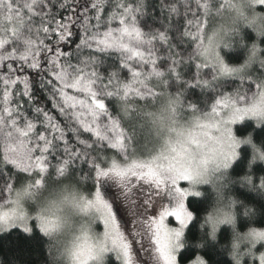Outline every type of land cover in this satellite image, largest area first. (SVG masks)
<instances>
[{
  "label": "snow or ice",
  "instance_id": "6c2138e0",
  "mask_svg": "<svg viewBox=\"0 0 264 264\" xmlns=\"http://www.w3.org/2000/svg\"><path fill=\"white\" fill-rule=\"evenodd\" d=\"M149 2L0 0V194L25 183L31 188L53 178H78L94 196L87 207L99 214L96 230L101 233L88 246L84 264H151L149 245L162 264H177L183 229L192 220L186 200L200 193L185 186L193 179L188 148L151 151L145 110L167 90L180 98V115L187 119L202 107L186 99L188 88L212 89L215 97L203 107L218 119L199 127L224 124L221 162L227 167L235 156L228 125L247 114L239 102L264 79L261 62L228 87L216 80L214 65L190 57L215 18L213 9L222 10L215 0H162L158 27L142 26ZM259 3L264 9V0ZM113 54L118 64L106 68L104 57ZM188 65L195 66V74L184 79ZM236 71L220 62V73ZM200 135L215 139L207 131L190 135L188 142L199 146ZM173 194L175 207L168 202ZM7 204L0 205V223L23 218L11 206L15 201ZM120 204L131 212L129 218L119 215ZM133 207L142 209L146 233L137 231ZM169 217L180 227L170 226ZM256 235L264 238L262 232ZM192 264L204 262L196 257Z\"/></svg>",
  "mask_w": 264,
  "mask_h": 264
},
{
  "label": "clouds",
  "instance_id": "9594fccd",
  "mask_svg": "<svg viewBox=\"0 0 264 264\" xmlns=\"http://www.w3.org/2000/svg\"><path fill=\"white\" fill-rule=\"evenodd\" d=\"M215 3L222 5V10L213 9L215 18L204 31L203 43L199 48L193 49L190 57L194 60L199 57L197 62H207L210 67L214 65L213 75L216 76L217 81L226 79L238 81L242 77L247 78L253 65L264 62V55H261V52H264V44L261 43L264 40V11L260 10L262 6L259 0H215ZM244 29L251 30L256 39L250 43L246 41ZM236 45L246 48L245 58L239 64L229 63L221 50L231 51ZM205 49L208 51L202 55ZM221 61L237 71L231 74L220 73ZM206 78L212 82L210 77ZM259 84L258 90L247 93L246 98L239 102L240 107L249 109L247 114L243 119H237L235 123L228 125L231 129L235 156L229 160L227 167L221 162L220 141L224 124L221 123L219 129L199 127L205 121L214 123L218 119L209 114L207 107L198 106L197 111L185 119L180 115V98L175 93L169 95L165 90L158 97L155 106L145 110L143 119L153 153L161 150L167 152L171 146L183 145L189 149L191 161L189 166L193 179L187 185L188 189L193 193L199 192L200 195L197 197H202L205 194L203 187L208 186L213 194L212 203L201 218V231L203 233L206 229L208 239L216 242L222 227L231 228V239L222 247L227 250V256L232 264H245L246 260L248 264H259V256L264 253V250L257 251V248L264 244V238L256 235L257 232L264 233V227L253 224L244 231H240L238 227V217L241 214L237 211L238 208L243 206L242 214L253 217L256 213L254 206L244 204L231 192L232 185L239 182L241 186L246 185L249 190L264 193V187H261V178L264 176H260L257 180L251 174V169L256 163H264V145L255 142L254 132L240 137L236 135L234 128L245 119L252 120L256 128L264 127V96H261L264 92V79H260ZM232 98L236 99L235 91L232 93ZM174 108L176 112L173 111ZM230 115L231 109L226 110L223 119H228ZM207 131H211L215 139L200 135L199 146L188 142L190 135ZM3 142L4 138L0 137V145ZM245 145L251 148L248 161L249 174L233 178L230 170L241 156L240 148ZM108 180L115 182L114 177H109ZM0 196H2L0 205L7 207L9 206L7 201H15L11 206L17 207L23 217L21 219L18 216L8 223H0V234L14 227H21L22 224L32 227L35 221L36 228L46 238V248L51 249L48 264H84L87 260L88 246L101 236L96 230L99 214L94 207H87V200L94 199V196H90L85 191L78 178H53L45 180L40 187L31 188L25 183L14 187L10 193H3ZM188 210L192 213V220L195 219L196 214ZM132 216L137 231L146 233V222L141 220V212L133 207ZM185 232L186 227L180 238V246L176 250L177 264H179V251L187 246ZM25 233L31 234V232ZM203 243V241L198 242V246L202 247ZM149 250L151 256L148 258L151 264H162L159 254L152 245H149ZM196 257H200L204 264H209L202 255L197 254ZM193 260L189 264H192Z\"/></svg>",
  "mask_w": 264,
  "mask_h": 264
},
{
  "label": "trees",
  "instance_id": "16d2710c",
  "mask_svg": "<svg viewBox=\"0 0 264 264\" xmlns=\"http://www.w3.org/2000/svg\"><path fill=\"white\" fill-rule=\"evenodd\" d=\"M162 0H150L147 4L144 14L140 17L142 26L151 25L153 27L160 26L164 12L161 11L160 4ZM244 39L249 43L256 39L254 33L249 29H244ZM264 44V40L261 41ZM229 63L239 64L245 58L246 48L236 45L234 50H221ZM105 67L109 68L118 64L115 54L104 57ZM207 71H210L207 70ZM195 74V66L188 65L184 69V79H191ZM237 80H222L221 84L231 87L237 84ZM177 82H171V88L176 89ZM215 97L212 89H202L200 87H189L186 92V99L200 103L201 106L210 104ZM235 132L238 136H246L249 132H254V140L257 144L264 145V127L256 128L250 119H245L243 123L235 126ZM241 156L233 164L230 175L233 178H239L249 174L248 161L251 156V148L245 145L240 148ZM55 163V161H53ZM251 174L258 180L260 176H264V163H256ZM205 193L202 197L189 196L186 200L188 208L194 212L195 219L186 227L185 240L187 246L179 251V264H188L197 254L207 259L209 264H232L227 256V250L222 246L227 244L231 239L232 231L229 226L221 228L216 242L211 241L207 237V230L202 233L200 228L202 215L208 210L212 203L213 194L208 186L203 187ZM231 192L244 204L254 206L256 213L253 217H246L242 214V208H238L241 214L238 217V227L240 231L246 230L250 225L264 227V193L249 190L248 187L241 186L239 182L231 187ZM171 200L170 206H173ZM33 231L27 234L22 227H14L11 230L0 234V264H48L51 249L46 248V238L36 228L35 222L32 223ZM203 241V246L199 247L198 242Z\"/></svg>",
  "mask_w": 264,
  "mask_h": 264
},
{
  "label": "rangeland",
  "instance_id": "374dc122",
  "mask_svg": "<svg viewBox=\"0 0 264 264\" xmlns=\"http://www.w3.org/2000/svg\"><path fill=\"white\" fill-rule=\"evenodd\" d=\"M261 11H264V9H260ZM237 125V124H236ZM235 125V126H236ZM235 126H234V128H235ZM236 133V132H235ZM237 135V134H236ZM238 136V135H237ZM183 183V182H182ZM185 186H187V184L185 183ZM114 191H115V189H113ZM171 200H172V202L174 203L173 204V206L172 207H175V205H176V200L174 199V194H173V197H169L168 198V202H169V204H170V202H171ZM119 206V215L120 216H122V217H124L125 219H127V218H129V216L131 215V212L128 210V209H126V207L123 205V204H120V205H118ZM138 209V211H140V212H142V209H140V208H137ZM33 222H35V221H33ZM169 224H170V226H172V227H177V226H179L178 225V222H176L175 221V218L174 217H169ZM261 250H264V244H261L258 248H257V251L259 252V251H261ZM189 264V263H188ZM245 264H248V261L246 260L245 261Z\"/></svg>",
  "mask_w": 264,
  "mask_h": 264
}]
</instances>
